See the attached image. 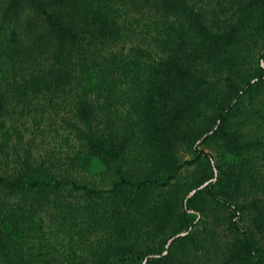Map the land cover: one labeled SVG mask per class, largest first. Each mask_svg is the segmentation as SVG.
<instances>
[{"label":"trees","instance_id":"1","mask_svg":"<svg viewBox=\"0 0 264 264\" xmlns=\"http://www.w3.org/2000/svg\"><path fill=\"white\" fill-rule=\"evenodd\" d=\"M0 264H264V0H0Z\"/></svg>","mask_w":264,"mask_h":264},{"label":"rangeland","instance_id":"2","mask_svg":"<svg viewBox=\"0 0 264 264\" xmlns=\"http://www.w3.org/2000/svg\"><path fill=\"white\" fill-rule=\"evenodd\" d=\"M85 178H87L89 181L97 182L96 181L97 180V177L95 175H93V176H87Z\"/></svg>","mask_w":264,"mask_h":264},{"label":"water","instance_id":"3","mask_svg":"<svg viewBox=\"0 0 264 264\" xmlns=\"http://www.w3.org/2000/svg\"><path fill=\"white\" fill-rule=\"evenodd\" d=\"M207 183V181L206 182H204L203 184H201L199 187H202L204 184H206ZM191 193V192H190Z\"/></svg>","mask_w":264,"mask_h":264}]
</instances>
